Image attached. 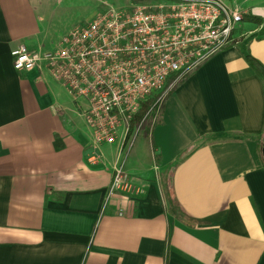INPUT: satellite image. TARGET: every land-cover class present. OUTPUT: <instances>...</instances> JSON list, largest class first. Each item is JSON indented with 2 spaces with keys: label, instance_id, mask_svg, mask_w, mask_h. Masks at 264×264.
<instances>
[{
  "label": "crops",
  "instance_id": "obj_1",
  "mask_svg": "<svg viewBox=\"0 0 264 264\" xmlns=\"http://www.w3.org/2000/svg\"><path fill=\"white\" fill-rule=\"evenodd\" d=\"M226 1L243 19L233 45L122 154L143 194L105 205L119 145H92L85 105L46 72L13 69L20 46L55 49L73 28L56 9L72 3L0 0V264H264V79L245 59L264 64V0ZM170 173L195 223L169 213Z\"/></svg>",
  "mask_w": 264,
  "mask_h": 264
},
{
  "label": "built area",
  "instance_id": "obj_2",
  "mask_svg": "<svg viewBox=\"0 0 264 264\" xmlns=\"http://www.w3.org/2000/svg\"><path fill=\"white\" fill-rule=\"evenodd\" d=\"M242 21L226 0H146L125 9L110 7L75 25L53 50L16 48L13 69L46 72L77 105L85 102V108L78 106L92 145H119L106 205L119 195L143 194L123 171L122 154L152 129L182 80L233 45Z\"/></svg>",
  "mask_w": 264,
  "mask_h": 264
},
{
  "label": "rangeland",
  "instance_id": "obj_3",
  "mask_svg": "<svg viewBox=\"0 0 264 264\" xmlns=\"http://www.w3.org/2000/svg\"><path fill=\"white\" fill-rule=\"evenodd\" d=\"M50 1L55 2V0H50ZM143 1H146V0H70L72 4L71 5H61V7H58L56 9V15H60L61 13H68L66 22L64 21L62 26L72 24V26L74 27L75 25L83 24L89 21L92 18V16H94L99 11L106 10L107 8H110V7L116 8V9H125L131 5H134L139 2H143ZM159 1H164V0H159ZM81 104L84 106L85 102L81 101ZM159 113L160 115L156 119V122L153 125L152 129L155 128L160 123L162 109H161V112ZM152 129L151 127L148 130L146 129V131L140 136H143V135L149 136V133L151 132Z\"/></svg>",
  "mask_w": 264,
  "mask_h": 264
},
{
  "label": "trees",
  "instance_id": "obj_4",
  "mask_svg": "<svg viewBox=\"0 0 264 264\" xmlns=\"http://www.w3.org/2000/svg\"><path fill=\"white\" fill-rule=\"evenodd\" d=\"M250 20L260 24L262 22L261 19L256 17H249ZM246 61L249 64V66L260 76L264 79V64L259 63L257 60H255L252 56L246 55ZM262 151H264V142L262 144ZM262 164L264 167V157L262 159ZM164 194L167 200L168 205V211L171 215L174 217L182 220L187 221L188 223H193L194 220H192L189 216H187L180 205L178 204L174 190L171 183V173L168 175H165L162 181ZM195 223V222H194Z\"/></svg>",
  "mask_w": 264,
  "mask_h": 264
},
{
  "label": "water",
  "instance_id": "obj_5",
  "mask_svg": "<svg viewBox=\"0 0 264 264\" xmlns=\"http://www.w3.org/2000/svg\"><path fill=\"white\" fill-rule=\"evenodd\" d=\"M263 157H264V151H263Z\"/></svg>",
  "mask_w": 264,
  "mask_h": 264
}]
</instances>
